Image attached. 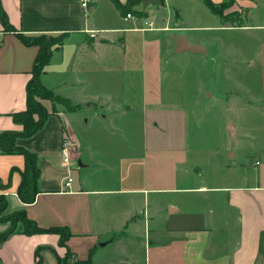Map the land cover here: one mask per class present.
Listing matches in <instances>:
<instances>
[{"label":"crops","instance_id":"1","mask_svg":"<svg viewBox=\"0 0 264 264\" xmlns=\"http://www.w3.org/2000/svg\"><path fill=\"white\" fill-rule=\"evenodd\" d=\"M210 1H233L235 28L264 31V0ZM0 6L12 27L0 22V135L5 146L35 154L39 169L34 202L24 204L17 196L24 157L0 151L4 213L24 211L40 229L69 234L62 246L60 233L18 229L0 245V264H35L37 252L42 264H264V144L255 150L258 165L227 171L198 140L188 143V120L210 116L212 105L175 93L180 82L169 62L184 52L170 34L192 43L180 9L141 0L127 18L111 0H96L86 15L79 0ZM18 35L60 38L38 81L74 108L45 100L48 117L28 138L9 135L23 130L13 115L27 108L39 46ZM64 135L73 141L69 166ZM8 228L0 224V233Z\"/></svg>","mask_w":264,"mask_h":264},{"label":"rangeland","instance_id":"2","mask_svg":"<svg viewBox=\"0 0 264 264\" xmlns=\"http://www.w3.org/2000/svg\"><path fill=\"white\" fill-rule=\"evenodd\" d=\"M169 5L181 10L180 26L186 27L190 41L207 49L206 54L174 55L169 62L171 68L175 67V79L180 82V90L175 89V93L188 100L200 95L205 106L208 101L212 105L210 116L204 112L188 120V143L198 140L208 154L213 153L212 164L230 165L225 167L227 171L238 168L233 163L239 165L246 161L248 167L255 162L258 165L261 159L255 150L264 144V31L252 35L235 28L238 22L230 6L223 13V18L228 15L229 24L222 25L199 0H169ZM165 11L171 13L173 9L167 7ZM44 40H50L51 49L61 44L59 37L44 36L40 43ZM44 101L35 107L48 112ZM48 101L60 104L58 100ZM221 101L222 110L215 109ZM11 220L17 229L26 230L20 217L14 216Z\"/></svg>","mask_w":264,"mask_h":264},{"label":"trees","instance_id":"3","mask_svg":"<svg viewBox=\"0 0 264 264\" xmlns=\"http://www.w3.org/2000/svg\"><path fill=\"white\" fill-rule=\"evenodd\" d=\"M141 0H128L126 4L121 5L118 0H111L112 4L114 5L115 9L119 12L121 16H126L127 14H136L132 8L137 5ZM202 4L209 10V12L217 17L221 23H227L229 21V18H226L223 13L226 8H228L231 2H225L221 4H214L210 0H200ZM0 22L5 30L11 31L12 27L8 24L6 20V16L4 12L1 9L0 6ZM19 38L22 40V42L25 45H38L39 46V52L36 56V60L34 62V67L32 71V79L27 85V108L24 112L14 114L13 119L17 123H20L23 126L22 132L18 134H10L9 136L12 137H24L28 138L34 135L37 131H39L47 117L48 113L42 109L41 107L36 108L35 105L39 103L41 100H58L61 105H63L67 110H74L73 107L70 106L68 102L65 100H62L58 97H55L50 91L46 90L44 87H42L38 81V76L42 72V69L44 65L47 63L49 53L51 52V46L50 40L46 41L44 40L43 44L40 43V38L44 36H38V37H27L18 35ZM53 41V39L51 40ZM41 94H44L43 96ZM5 138L4 135H0V151L3 153H20L24 157V167L23 171L21 172V183L17 189V196L19 200L24 204H30L34 202L35 196L37 194V180L39 177V169L37 166V156L35 154H32L24 149L21 148H14L12 146L8 147L3 144V139ZM7 208L6 201L4 198L0 197V224L10 223L11 226L3 232L0 233V245L14 232H17V228L14 221L11 219L14 216L20 217V221L27 226L26 230L21 231L22 233L26 234H32V233H60V245H64L66 239H68L69 234L68 232H64V230L59 229H40L36 226L34 222L29 220L24 211H18L14 212L12 215H9L7 217H4L5 209ZM58 264H65V259L57 258ZM79 264H85L80 263ZM35 264H42L41 257L39 256L38 252L36 253V263Z\"/></svg>","mask_w":264,"mask_h":264},{"label":"built area","instance_id":"4","mask_svg":"<svg viewBox=\"0 0 264 264\" xmlns=\"http://www.w3.org/2000/svg\"><path fill=\"white\" fill-rule=\"evenodd\" d=\"M96 0H79L80 8L86 15L89 11V9L92 7V5L95 3ZM127 18H130V14L126 15ZM73 141L68 135H64L61 140V155H62V163L66 166L70 165V154L73 149ZM70 179L67 180L66 185L68 186L70 183Z\"/></svg>","mask_w":264,"mask_h":264},{"label":"water","instance_id":"5","mask_svg":"<svg viewBox=\"0 0 264 264\" xmlns=\"http://www.w3.org/2000/svg\"><path fill=\"white\" fill-rule=\"evenodd\" d=\"M172 42L175 44L176 52L204 53L205 49L190 43L182 32H173L170 34Z\"/></svg>","mask_w":264,"mask_h":264}]
</instances>
